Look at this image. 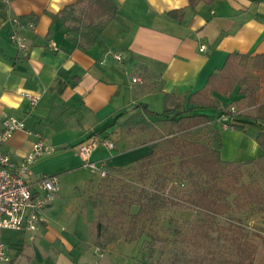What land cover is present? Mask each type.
I'll return each mask as SVG.
<instances>
[{
  "label": "crops",
  "instance_id": "0c3cea01",
  "mask_svg": "<svg viewBox=\"0 0 264 264\" xmlns=\"http://www.w3.org/2000/svg\"><path fill=\"white\" fill-rule=\"evenodd\" d=\"M111 1L118 19L94 44L82 38L89 22L84 15L79 18L92 0L0 3V126L15 116L32 132H16L1 149L23 162L42 141L46 151L32 164L33 175L55 176L61 184L58 196L44 208L34 238L25 231H19L17 241L0 235L11 247L14 264H118L124 250L115 253L113 242L100 248L77 208L79 201L68 196L89 173L79 143L91 135L116 140L119 132L114 131L132 116L162 119L152 113L164 112L165 93L173 94L171 106L184 104L187 93H208L210 76L231 53L264 54V0H195V5L191 0ZM66 7L71 8L62 14ZM178 9L184 10L182 21L169 15ZM15 18L24 24L18 30ZM202 44L208 49L201 51ZM239 89L214 95L229 116L221 109L196 110L209 115L221 133L225 161L264 154L256 140L264 123L241 114L252 108L238 110ZM24 93L39 96V104L30 105ZM233 124L244 130L230 128ZM134 138L121 136L112 149L100 145L93 160L112 168L134 163L151 152L150 144L128 145ZM66 185L68 195L63 193Z\"/></svg>",
  "mask_w": 264,
  "mask_h": 264
},
{
  "label": "rangeland",
  "instance_id": "374dc122",
  "mask_svg": "<svg viewBox=\"0 0 264 264\" xmlns=\"http://www.w3.org/2000/svg\"><path fill=\"white\" fill-rule=\"evenodd\" d=\"M172 131L173 126L164 118L132 116L114 131L119 132L116 140L109 141L116 144L121 136H133V141L126 139L128 145L160 147ZM227 138L225 143L230 145ZM88 170L81 179L82 185L71 190L70 195L66 185L63 193L79 201L77 208L100 248L113 242L117 245L115 253L124 250L118 264H186L196 258L209 264H237V250L242 245L253 252L256 262L264 263V211L255 205L238 206L232 203L233 196H219V182L200 168L181 166L180 158L175 156L163 158L147 170L136 161L123 167L106 166L105 175ZM253 179L264 186V176L246 168L243 182ZM60 191L61 184L55 198ZM156 191L161 193L165 206L157 211L154 220H143L135 227L131 222V215L139 208L135 202ZM212 199L230 207L223 214L210 215L200 205ZM97 222L102 225L100 235L95 229ZM132 231L134 234L128 236ZM0 235L11 241L22 237L21 232L14 230L0 231Z\"/></svg>",
  "mask_w": 264,
  "mask_h": 264
},
{
  "label": "trees",
  "instance_id": "16d2710c",
  "mask_svg": "<svg viewBox=\"0 0 264 264\" xmlns=\"http://www.w3.org/2000/svg\"><path fill=\"white\" fill-rule=\"evenodd\" d=\"M214 1L204 0L207 4ZM191 4L195 5V0H191ZM68 8L71 7H66L62 14L69 12ZM118 13L116 5L111 0H92L86 10L79 15V18L86 16L89 22L85 25L86 31L82 34L85 43L94 44L100 40L108 23L118 19ZM169 15L182 21L184 10H173ZM96 19L101 20L96 22ZM236 86H240L239 94L242 96L236 102L238 110L252 108V111L246 110L241 114L264 123V54L252 56L231 53L224 66L210 76L207 83L208 93H187L184 97L181 96L185 103L177 106L170 104L173 94L165 93L164 112L152 113V115L169 121L174 131L162 140L160 147L158 144H153L151 152L137 159L136 163L147 170L163 158L177 156L180 158L181 166L194 165L206 172L212 180H217L219 183L216 185V190L219 196H233L232 203L238 206L255 205L264 211V186L256 179L243 182L246 168H251L253 172L264 176V154L252 160H223L221 133L213 129L209 115L196 112L198 109H221L219 101L214 97L215 93L227 96L235 90ZM221 110L227 116L232 114L227 107ZM232 126L235 130H244V126L237 124ZM256 140L264 150V129ZM137 200L135 203L139 208L131 215V222L135 227L143 220H154L157 211L166 204L159 191L147 193ZM200 207L210 215H220L230 207V204L212 199L201 203ZM101 228V223L97 222L95 224L97 235H100ZM132 234L134 231L127 233L130 237ZM237 253V264H264L256 262L253 252L245 245L240 246ZM186 264H209V262L196 258L188 260Z\"/></svg>",
  "mask_w": 264,
  "mask_h": 264
},
{
  "label": "built area",
  "instance_id": "2783aa9c",
  "mask_svg": "<svg viewBox=\"0 0 264 264\" xmlns=\"http://www.w3.org/2000/svg\"><path fill=\"white\" fill-rule=\"evenodd\" d=\"M10 1L0 0V3L9 4ZM13 24L16 30L24 26L18 18L13 20ZM26 25L35 27L33 22ZM12 39L16 40L15 34ZM207 49L206 44H202L200 47L201 51ZM116 59L121 60V57L116 55ZM24 97L32 106L39 104L40 97L37 95L25 93ZM232 110L235 109L232 108ZM18 131L32 133L26 122L15 116L7 117L0 126V231H25L31 233V237L34 238L44 208L54 200L60 190V181L57 177L47 174L36 177L33 175L32 164L46 151L42 141L39 140L36 143L32 152L23 162L15 161L8 152L1 149ZM100 145L114 148L113 142L94 135L78 145V154L85 167L93 171H100L105 175L104 167L93 160V153ZM10 248V245L0 237V264H14Z\"/></svg>",
  "mask_w": 264,
  "mask_h": 264
}]
</instances>
